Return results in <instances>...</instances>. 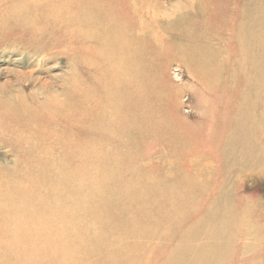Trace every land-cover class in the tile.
Listing matches in <instances>:
<instances>
[{
	"label": "rangeland",
	"instance_id": "obj_1",
	"mask_svg": "<svg viewBox=\"0 0 264 264\" xmlns=\"http://www.w3.org/2000/svg\"><path fill=\"white\" fill-rule=\"evenodd\" d=\"M119 18L134 38L129 62L145 95V105L134 106L148 134L136 126L122 143L88 140L85 179L91 198L99 190L113 204L126 199L112 188L118 182L148 205L114 220L102 212L98 221L87 219L67 241V255L79 246L73 264H123L115 253L124 243L112 238L130 242L128 221L137 216L147 227L163 221L162 236L134 244H150L146 264H264V0H0L1 94L31 93L45 81V93L62 99L75 76L95 80V64L125 58L107 38L109 54L118 56L101 59V30ZM28 73L36 85L24 81ZM8 122L0 124L5 171L35 170L37 162L38 173L51 169L46 153L62 139H36L42 124L28 113ZM159 197L177 207H154ZM53 241L58 249L65 238ZM20 259L3 250L0 264Z\"/></svg>",
	"mask_w": 264,
	"mask_h": 264
},
{
	"label": "bare ground",
	"instance_id": "obj_2",
	"mask_svg": "<svg viewBox=\"0 0 264 264\" xmlns=\"http://www.w3.org/2000/svg\"><path fill=\"white\" fill-rule=\"evenodd\" d=\"M109 23L111 25L109 31L101 30V38L104 39L101 59L104 61L106 58L118 56L109 54L108 38L113 41L116 53L123 49L127 60L121 57L108 65L98 62L99 64L92 68L97 73V78L90 81L75 76L66 97V91L63 90L62 99L55 93H45L47 88L45 81L39 83L37 90H30L31 93L20 90L17 93L2 95L4 91L0 92V124L7 127L5 123H9L8 118L15 116L22 118L28 113V116L35 118V122L39 120L38 123L42 124L40 133L34 134L36 139L47 140L58 136L62 139V146L54 147V152L51 151L49 155L46 153L45 161L53 164L52 168L44 173L35 171L42 166L38 165V162L33 165L35 170L31 168L23 172H12L13 176L0 165V255L3 250L19 252L20 264H45L42 259L48 255L57 259L56 264H73L77 257L81 260L80 249L77 245L78 248L76 247V250L72 248L74 251L67 255V241L71 238L74 240L87 219L98 221L97 213L102 212L109 216L114 215V220L116 216L122 217L125 211H140L147 208L148 203L144 198L130 195L133 186H121L118 182L112 184L115 190L117 186L120 188L123 198L125 195L127 197L113 204L104 200L105 193L102 191L99 193L98 189L97 197L91 198L93 196L88 192L92 188L89 184L86 185L85 169L91 167L87 159L93 155L87 145L88 140L104 137L113 143H118L117 141L122 143L124 137L130 136L136 126L142 128L141 132L145 136L148 134V126L142 127L140 119H136L134 103L143 102L145 105V95L133 78V66L129 62V57H133V51L129 50V42L134 39L129 30V23L120 18ZM29 75L24 81H29L33 86L38 79L31 73ZM23 95L25 100L20 98H23ZM17 107H21L18 112L15 111ZM12 123L13 121L8 127L13 126ZM83 123L93 127L90 130L86 126L80 127ZM20 167L22 168V165ZM112 188L111 194L114 192ZM110 200L114 198L110 196ZM165 200L157 198L160 206L154 207L162 211L167 207L170 209L177 207L176 202L168 198ZM162 218L168 225V219ZM110 223L106 222V225ZM128 223L129 234L133 236L130 242L112 235V241L124 243L115 253L116 263L121 257L123 264H146L148 261L146 252L150 250V244H146L140 250L134 244L139 245V240L147 237L157 238L158 231H161L162 236L163 221L157 220L154 227L151 225L147 227L136 216ZM141 233L144 236L138 239ZM118 235H122V232L119 231ZM60 237L65 238L63 248L59 246L60 249H56L53 240Z\"/></svg>",
	"mask_w": 264,
	"mask_h": 264
}]
</instances>
